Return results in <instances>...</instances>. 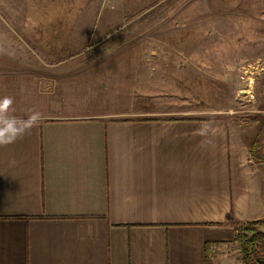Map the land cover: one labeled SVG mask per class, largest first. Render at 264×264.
<instances>
[{
    "label": "crops",
    "instance_id": "1",
    "mask_svg": "<svg viewBox=\"0 0 264 264\" xmlns=\"http://www.w3.org/2000/svg\"><path fill=\"white\" fill-rule=\"evenodd\" d=\"M38 4L16 31L0 18V98L44 115L0 147V264H243L234 225L264 218V181L226 121L154 114L135 78L85 52L113 7ZM205 122L214 148L195 134Z\"/></svg>",
    "mask_w": 264,
    "mask_h": 264
},
{
    "label": "rangeland",
    "instance_id": "2",
    "mask_svg": "<svg viewBox=\"0 0 264 264\" xmlns=\"http://www.w3.org/2000/svg\"><path fill=\"white\" fill-rule=\"evenodd\" d=\"M44 1L47 12L73 17L83 13L85 2H95L35 0L39 14L46 11ZM64 1L75 13L62 10L60 3L68 5ZM33 3L0 0V18L12 26L15 19L33 17ZM98 3L104 9L100 18H108L107 9L114 8L115 26L99 28L110 32L92 35L85 52L119 72L114 77L121 83L135 78L137 99L154 114L226 121L234 142L247 148L249 170L264 181V0ZM126 103L127 97L120 99L119 107Z\"/></svg>",
    "mask_w": 264,
    "mask_h": 264
},
{
    "label": "clouds",
    "instance_id": "3",
    "mask_svg": "<svg viewBox=\"0 0 264 264\" xmlns=\"http://www.w3.org/2000/svg\"><path fill=\"white\" fill-rule=\"evenodd\" d=\"M13 105V97L0 98V147L14 144L17 140L30 135L32 129L44 119L43 113L34 109L29 110L27 118L18 117L14 114L16 109ZM195 134L201 137V147L214 148L221 130L213 122H205L196 130Z\"/></svg>",
    "mask_w": 264,
    "mask_h": 264
},
{
    "label": "trees",
    "instance_id": "4",
    "mask_svg": "<svg viewBox=\"0 0 264 264\" xmlns=\"http://www.w3.org/2000/svg\"><path fill=\"white\" fill-rule=\"evenodd\" d=\"M264 219L237 223L235 240L238 242L242 253L243 264H264ZM253 257V258H252ZM205 264H209L207 258Z\"/></svg>",
    "mask_w": 264,
    "mask_h": 264
}]
</instances>
